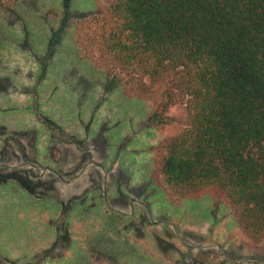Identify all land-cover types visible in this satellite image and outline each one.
I'll list each match as a JSON object with an SVG mask.
<instances>
[{
    "label": "rangeland",
    "instance_id": "374dc122",
    "mask_svg": "<svg viewBox=\"0 0 264 264\" xmlns=\"http://www.w3.org/2000/svg\"><path fill=\"white\" fill-rule=\"evenodd\" d=\"M93 0H0V264H264L225 206L174 205L160 132L74 26Z\"/></svg>",
    "mask_w": 264,
    "mask_h": 264
},
{
    "label": "trees",
    "instance_id": "16d2710c",
    "mask_svg": "<svg viewBox=\"0 0 264 264\" xmlns=\"http://www.w3.org/2000/svg\"><path fill=\"white\" fill-rule=\"evenodd\" d=\"M84 58L150 105L152 178L167 200L225 206L264 245V0H93Z\"/></svg>",
    "mask_w": 264,
    "mask_h": 264
}]
</instances>
